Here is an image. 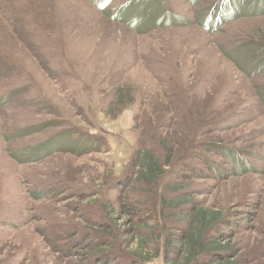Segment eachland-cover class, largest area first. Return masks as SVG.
<instances>
[{
	"label": "rangeland",
	"instance_id": "obj_1",
	"mask_svg": "<svg viewBox=\"0 0 264 264\" xmlns=\"http://www.w3.org/2000/svg\"><path fill=\"white\" fill-rule=\"evenodd\" d=\"M210 2L0 0V264H78L49 228L100 220L82 199L120 193L142 146L190 145L191 199L223 209L249 264H264V67L224 54L264 42V17L208 30ZM226 148L250 170L230 174Z\"/></svg>",
	"mask_w": 264,
	"mask_h": 264
},
{
	"label": "trees",
	"instance_id": "obj_2",
	"mask_svg": "<svg viewBox=\"0 0 264 264\" xmlns=\"http://www.w3.org/2000/svg\"><path fill=\"white\" fill-rule=\"evenodd\" d=\"M210 1L202 7L203 12L210 9L203 23L208 30L219 29L218 26L241 16L264 17V0ZM202 2L194 0L197 4ZM224 54L239 68L244 66L243 61L250 64L249 68L256 63L260 71L264 67V61L255 62V55H264V42L259 45L246 42ZM121 91L122 88H118L119 94ZM75 136L81 137L78 133ZM193 148L190 145V153L179 155L168 147L166 153L161 154L158 148L142 146L128 171L111 184V191L123 187L120 193L102 202L100 193L91 190L82 199L85 204L80 201L85 209L95 200L103 217L97 220L89 217L90 211L86 212L84 219L88 226L76 228L77 234L61 232L60 226L54 225L49 230L56 242L64 243L65 239L74 245L78 264H149L160 257L166 264H249L236 241L235 226L228 214L223 209L200 205L190 197L186 183L190 176L186 175L190 169L195 170ZM222 154H229L230 174L241 175L250 170L235 149L226 148ZM208 165L218 168L212 160ZM169 175L175 182L166 183L160 192L161 179ZM67 183L55 182L52 187L68 189ZM86 195L89 199H85Z\"/></svg>",
	"mask_w": 264,
	"mask_h": 264
}]
</instances>
